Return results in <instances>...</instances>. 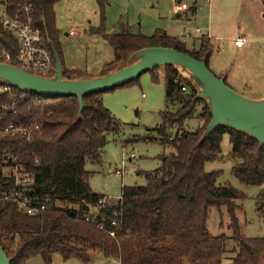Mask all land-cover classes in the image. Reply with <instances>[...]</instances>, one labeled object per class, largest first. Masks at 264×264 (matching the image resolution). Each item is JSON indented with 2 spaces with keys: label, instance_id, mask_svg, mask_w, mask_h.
I'll return each instance as SVG.
<instances>
[{
  "label": "trees",
  "instance_id": "1",
  "mask_svg": "<svg viewBox=\"0 0 264 264\" xmlns=\"http://www.w3.org/2000/svg\"><path fill=\"white\" fill-rule=\"evenodd\" d=\"M60 2L8 0L7 10L14 16L20 8L32 6L34 25L63 61L55 12ZM97 3L100 27L90 33L103 37L114 53L113 62L103 71L129 54L158 47L189 54L209 66L214 48L208 37L201 38L198 51L190 52L185 43L166 32L144 37L124 29L117 35H107L108 2ZM0 43L16 65L20 51L16 39L0 30ZM64 68L67 80L92 77L86 71L69 70L65 65ZM163 69L166 103L178 105L177 111L163 113V132L175 128L181 132L193 119L201 125L194 133L165 138L163 145L174 152L161 157L158 170L145 173L147 184L124 186L120 199L103 207L99 201L106 197L92 191V175L86 170L88 162L101 163L107 134L120 130V123L104 105L103 94L84 98L85 109L79 119L80 106L75 97L40 98L12 88L13 96L26 94L28 98L17 104L16 116L5 113L2 126L22 125L30 134L0 140V165L4 155L20 152L34 174V194L50 199L51 208L32 217L21 213L13 203L0 205V245L11 264H28L36 256L42 257L45 264H52L56 254L66 261L77 258L86 264L95 254L119 264H223L228 255L234 264H264V238L245 237L236 214L247 196L231 185H218L220 172L205 170L207 163L221 160L222 143L227 136L232 147L233 177L244 187H263L264 147L249 136L224 127L217 128L202 142L212 120L207 104L196 100V91L187 80L183 84L189 91L182 92L174 82L181 76L174 67ZM160 70L149 74L159 76ZM13 96L2 98L0 103L11 106ZM199 108L202 110L198 113ZM254 201L264 223V189ZM58 203L65 208L57 207ZM92 208H98V214L90 215ZM222 208H226L231 219L230 237H214L208 229L211 210ZM115 221L117 226L113 225Z\"/></svg>",
  "mask_w": 264,
  "mask_h": 264
},
{
  "label": "rangeland",
  "instance_id": "2",
  "mask_svg": "<svg viewBox=\"0 0 264 264\" xmlns=\"http://www.w3.org/2000/svg\"><path fill=\"white\" fill-rule=\"evenodd\" d=\"M207 1L107 0L106 34L117 35L124 29H129L133 35L152 37L161 31L182 42L185 40L184 36L187 31L190 30L193 35L185 41L191 43V40L197 38L196 43L198 44L197 40H201L203 36L210 37L207 35L206 28L209 15ZM263 7L262 5L261 9ZM2 12L3 9L0 6V15ZM55 12L57 28L60 32L59 41L63 47L64 57L68 61L66 64L73 70L86 71L93 76L100 74L103 71L101 67L113 62L114 53L103 37L90 33L91 29L100 27L97 0H61L56 5ZM213 26L218 30L221 28L220 23L217 25L214 22ZM196 29H200L202 35L196 34ZM210 34L214 44L224 43L220 42V39L225 37V33L212 31ZM190 52L195 51L190 49ZM233 53L232 49H226L228 58L234 59ZM214 64L226 65L227 59H213L211 65ZM262 67L263 72L264 65ZM154 78H158L159 81L156 82ZM263 91L264 84L259 83L252 92L245 90L237 93L258 99L264 97V94H259ZM102 99L106 108L120 123V130L117 133L107 134V145L101 163L88 162L86 170L92 175L90 179L92 191L114 202L120 199L124 186H145L147 184L145 173L158 170L162 166L161 157L174 152L171 147L163 145L165 138L173 139L178 133L183 132L194 133L201 123L193 119L185 124L181 132L176 128L163 132V113L178 110V105L166 103L164 69L160 70L159 76L148 73L133 84L103 93ZM201 110L202 108H199L198 113ZM231 152L230 140L226 136L222 143L221 160L207 163L205 170L207 173L220 172L218 185H231L247 196L248 200L244 202L241 211H236L242 233L247 238H264V223L256 211L254 201L264 186L247 188L233 177ZM132 155L134 158L130 159ZM122 169H124L123 176H116V171ZM59 206L65 208L64 205ZM67 208L77 209L74 206H67ZM230 224L231 219L226 208L211 210L208 229L212 236L230 237L232 235ZM231 257L228 255L223 264H234L230 260ZM28 264H45V262L42 257L36 256ZM52 264L86 263L77 258L66 261L61 255L56 254L52 258ZM88 264L118 263L115 260L104 258L101 254H95Z\"/></svg>",
  "mask_w": 264,
  "mask_h": 264
},
{
  "label": "water",
  "instance_id": "3",
  "mask_svg": "<svg viewBox=\"0 0 264 264\" xmlns=\"http://www.w3.org/2000/svg\"><path fill=\"white\" fill-rule=\"evenodd\" d=\"M264 2V0H263ZM55 61L54 75L39 74L11 63L0 62V86L18 89L40 98L78 99L79 119L85 109L84 98L114 91L137 81L145 74L174 67L196 91V100L207 104L212 120L203 134L204 142L217 128L245 134L264 147V98L241 95L219 78L203 61L169 48H148L127 55L113 68L88 79L64 78L63 61L48 41ZM0 264H11L0 245Z\"/></svg>",
  "mask_w": 264,
  "mask_h": 264
},
{
  "label": "built area",
  "instance_id": "4",
  "mask_svg": "<svg viewBox=\"0 0 264 264\" xmlns=\"http://www.w3.org/2000/svg\"><path fill=\"white\" fill-rule=\"evenodd\" d=\"M210 1L208 0L207 2ZM7 4L8 0L1 2L3 12L0 15V30L12 35L19 44L20 51L16 58V65L35 73L50 75L52 71H55V61L49 45L46 44L43 37L42 30L34 25L33 7L20 8L14 16H10ZM195 33L202 35L200 29H196ZM72 35L74 34L72 33ZM192 35L193 32L188 30L186 36H184L185 40L190 39ZM185 40L182 42L186 44ZM248 43V38L244 36L233 40V45L237 49L244 48ZM216 53H221V51L218 50ZM11 60L12 58L8 54L6 47L0 43V61H3L1 63L13 64ZM184 80L182 76H178L174 82L181 86L182 92L187 93L189 88L183 84ZM7 96H13L12 88L0 86V102L2 98ZM27 98L26 94L15 95L11 106L8 107L0 103V140L17 136H29L30 130L22 125L9 123L2 126L5 121V113H11L12 116H16L17 104L23 103ZM22 157L23 155L20 152L6 154L3 157L0 165V205L13 203L17 205L21 213L32 217L39 216L51 208V200L41 199L34 194V174L30 169V165L27 164L28 162H24ZM133 158L134 156L132 155L130 159ZM123 174L124 169L116 171V176H123ZM107 202H110L108 198L101 199L99 205L103 207ZM59 205L58 203L56 206L61 207ZM98 212V208H92L90 215L98 214ZM113 225L117 226V222H113Z\"/></svg>",
  "mask_w": 264,
  "mask_h": 264
},
{
  "label": "crops",
  "instance_id": "5",
  "mask_svg": "<svg viewBox=\"0 0 264 264\" xmlns=\"http://www.w3.org/2000/svg\"><path fill=\"white\" fill-rule=\"evenodd\" d=\"M208 4L207 35L211 37L212 31L226 34L223 39H220V42H224L223 44H214L212 38L207 36L215 50L209 63L210 69L217 76L224 78L236 92L245 90L252 92L257 84H264V71L262 72V65H264V7L261 9L262 5L264 6L263 2L262 0H211ZM214 22L217 25L220 23V30L214 28ZM223 29L225 31H222ZM242 36L248 38L249 43L244 48L237 49L233 45V40ZM196 39L191 40V43L186 42L189 51L193 49L196 52L200 49L201 40H197V44ZM196 46L197 49H195ZM61 48L64 57L62 45ZM227 48L234 51V59L226 56ZM218 50L221 53L217 54ZM221 58L222 60L227 59L226 65H211L213 59L220 60ZM63 61L67 69L73 70L66 64L68 61L65 57ZM105 66L101 67V71ZM259 94H264V91Z\"/></svg>",
  "mask_w": 264,
  "mask_h": 264
}]
</instances>
